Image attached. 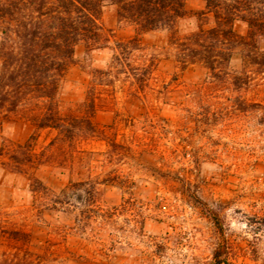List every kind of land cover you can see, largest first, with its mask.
<instances>
[{"label": "rangeland", "instance_id": "374dc122", "mask_svg": "<svg viewBox=\"0 0 264 264\" xmlns=\"http://www.w3.org/2000/svg\"><path fill=\"white\" fill-rule=\"evenodd\" d=\"M99 23L109 43L77 47L56 98L79 121L73 138L42 129L26 173L0 164V253L17 264H215L225 243L222 264H264V75L240 73L238 55L218 76L177 60L176 41L214 26L201 0H186L174 28L140 32L113 5ZM43 107L4 116L0 148L23 143Z\"/></svg>", "mask_w": 264, "mask_h": 264}, {"label": "trees", "instance_id": "16d2710c", "mask_svg": "<svg viewBox=\"0 0 264 264\" xmlns=\"http://www.w3.org/2000/svg\"><path fill=\"white\" fill-rule=\"evenodd\" d=\"M214 26L197 31L174 44L183 65L202 63L214 76L230 69L238 55L240 73L253 70L264 75V0H201ZM116 6L119 19L137 26L140 32L174 28L186 13V0H0V124L4 116L17 114L28 101L43 102V111L33 119L35 131L23 142L5 150L0 162L7 170L26 173L34 163L36 132L55 129L59 135L74 136L76 119L61 116L56 98L60 85L76 55L106 47L109 37L99 23L107 6ZM137 39L116 43L121 53L137 47ZM249 68V69H248ZM236 72V71H235ZM214 222L218 219L213 217ZM227 246L214 253L215 264L224 263ZM20 260L0 253V264Z\"/></svg>", "mask_w": 264, "mask_h": 264}]
</instances>
